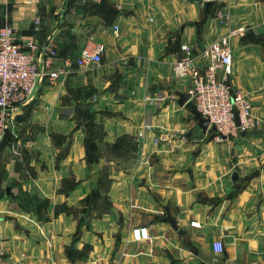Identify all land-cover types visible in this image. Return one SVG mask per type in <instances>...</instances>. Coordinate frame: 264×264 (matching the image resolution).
Instances as JSON below:
<instances>
[{
  "label": "crops",
  "instance_id": "crops-1",
  "mask_svg": "<svg viewBox=\"0 0 264 264\" xmlns=\"http://www.w3.org/2000/svg\"><path fill=\"white\" fill-rule=\"evenodd\" d=\"M4 26L18 31L25 50L31 39V53L38 62L49 59V71L69 66L67 76L44 78L23 106L30 114L25 130L41 128L25 149V194L47 201V219L19 210L15 195L0 196L5 258L20 264H264V0L209 6L198 0H0ZM228 27L244 29L230 40L229 84L261 123L219 140L214 129L197 127L192 101L176 104L174 92H187L188 83L172 67L183 44L203 67L202 50ZM96 45L104 47L99 66L74 65L82 48ZM92 124L103 133L93 156L85 144ZM56 134L68 142L64 153ZM125 138L136 144L130 156L106 149ZM103 170L112 207L91 225L113 231L122 216L121 247L112 255L110 243L86 260H69L64 246L74 221L53 215V208L76 205L97 188ZM67 181L78 185L68 191ZM134 227L146 228L150 238L133 241ZM215 242L221 252L213 250Z\"/></svg>",
  "mask_w": 264,
  "mask_h": 264
},
{
  "label": "built area",
  "instance_id": "built-area-1",
  "mask_svg": "<svg viewBox=\"0 0 264 264\" xmlns=\"http://www.w3.org/2000/svg\"><path fill=\"white\" fill-rule=\"evenodd\" d=\"M198 1L202 5L215 2ZM243 34L242 27H228L222 37L202 50L201 57L205 62L203 67L193 64L192 49L183 44L180 47L182 56L172 67L176 78L187 81V93L195 111L209 121L210 128L214 129L219 140L238 138L259 129L261 123L245 95L233 90L229 84L232 73L230 40ZM33 49L34 44L28 39L25 50V41L16 29L9 26L0 28V138L6 129V116L13 121L15 111L34 99L44 78L55 80L69 73L68 65L49 71L50 60L38 62L31 53ZM103 52L102 45L82 48L74 65L79 68L99 66ZM143 137V133L138 135L141 140ZM130 234L135 242L150 238L146 228L134 227ZM222 249L220 242L213 244L215 252H221ZM0 264L20 263L9 261L0 249Z\"/></svg>",
  "mask_w": 264,
  "mask_h": 264
},
{
  "label": "rangeland",
  "instance_id": "rangeland-1",
  "mask_svg": "<svg viewBox=\"0 0 264 264\" xmlns=\"http://www.w3.org/2000/svg\"><path fill=\"white\" fill-rule=\"evenodd\" d=\"M186 81V80H184ZM187 82V81H186ZM15 113L17 118H21V122H17V118H7L6 129L0 138V196L5 195V188L10 187L18 209L25 212V202L32 198L39 199L36 195L25 194V149L28 143L34 142L37 132L41 129L37 124L33 125L30 131L25 130L29 113L25 111V107H19ZM31 120V118H30ZM56 144H65V136L56 134L53 136ZM18 173L19 175H17ZM105 175H101L103 177ZM78 183L67 181L65 188L71 191ZM107 185H100V190L90 200L85 198L79 200L76 205H67L66 203L55 205L53 215L63 213L67 217H71L74 221V229L70 234V242L64 246L65 256L72 261L86 260L94 252L95 247L104 249L111 243V254L114 255L119 251L123 239V218L118 216L115 224L111 227L113 231H98L91 225L92 222L102 219L111 210L112 203L107 195ZM97 188L93 191H96ZM67 191V192H68ZM65 192V193H67ZM41 200V199H39ZM35 201V200H34ZM32 201V202H34ZM111 207H110V204ZM45 204L40 206L38 212L35 213L37 218L47 219L45 215ZM96 208L91 212H86L89 208ZM83 222L80 223V219Z\"/></svg>",
  "mask_w": 264,
  "mask_h": 264
},
{
  "label": "trees",
  "instance_id": "trees-1",
  "mask_svg": "<svg viewBox=\"0 0 264 264\" xmlns=\"http://www.w3.org/2000/svg\"><path fill=\"white\" fill-rule=\"evenodd\" d=\"M192 110L194 109V106H192L191 108ZM86 113L83 110V115H85ZM85 120H88L87 118H85ZM103 136L101 127L97 126V125H90L89 126V136L85 142L87 149H89V154L90 155H94V152H96V146H95V141H99L101 140ZM61 144V143H60ZM63 144V143H62ZM61 144V145H62ZM67 144L68 142L65 143V148L63 149V153L67 148ZM106 149H108L112 154L116 155V156H130V151H132L133 149L136 148V144L133 143V141H131L130 139H123L121 141H117L115 142L113 145L111 146H105ZM101 175H105L103 177H101ZM103 184L107 185V188H105L104 190L108 191V188L110 186V181L107 179V171L103 170L100 174L99 180L97 182V190L96 191H91V193L85 198L86 200H90V198L92 196H95L96 193L98 192V189L100 190V185L103 186ZM35 200V201H34ZM34 201V202H32ZM45 204V200H39L36 198H32L28 199L27 202H25V211L27 212H32V213H36L39 211L40 206ZM110 204V203H109ZM111 207V204H110ZM96 209V208H92V209H88L86 212H91V210ZM83 222V218L80 219V223ZM70 260V259H69Z\"/></svg>",
  "mask_w": 264,
  "mask_h": 264
},
{
  "label": "water",
  "instance_id": "water-1",
  "mask_svg": "<svg viewBox=\"0 0 264 264\" xmlns=\"http://www.w3.org/2000/svg\"><path fill=\"white\" fill-rule=\"evenodd\" d=\"M211 3H207L205 4L206 6H209ZM174 96H176L177 100H176V104L179 106V107H183L184 105H186L189 101H190V95L185 92V93H181L179 91H175L174 92ZM192 116H193V119L194 121H196L197 123V127L202 131V133H206V131L208 129H210V124H209V121L204 119L197 111L193 110L191 112ZM17 122H21V118L18 117L17 119ZM237 178L236 174H233L232 177H231V180L232 181H235ZM5 193L7 196L9 197H14V195L12 194L11 192V189L8 187L5 189ZM171 227H173L175 229V223L173 221H170L169 222Z\"/></svg>",
  "mask_w": 264,
  "mask_h": 264
}]
</instances>
